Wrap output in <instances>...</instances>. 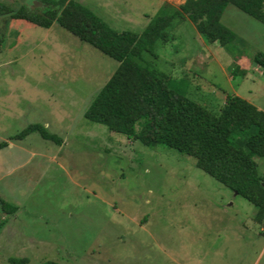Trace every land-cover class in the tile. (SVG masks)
<instances>
[{
  "label": "rangeland",
  "instance_id": "rangeland-1",
  "mask_svg": "<svg viewBox=\"0 0 264 264\" xmlns=\"http://www.w3.org/2000/svg\"><path fill=\"white\" fill-rule=\"evenodd\" d=\"M110 27L140 32L162 5L184 0H77ZM39 11L37 0H0ZM220 21L236 39L207 42L193 23L143 52L189 98L218 111L235 93L264 110V22L232 4ZM117 62L56 23L0 17V264H264L256 207L195 165V157L148 146L84 117ZM38 122L60 142L31 131ZM264 175V157H255Z\"/></svg>",
  "mask_w": 264,
  "mask_h": 264
},
{
  "label": "trees",
  "instance_id": "trees-1",
  "mask_svg": "<svg viewBox=\"0 0 264 264\" xmlns=\"http://www.w3.org/2000/svg\"><path fill=\"white\" fill-rule=\"evenodd\" d=\"M37 1L43 4L39 11L0 2V17L24 19L41 27L56 23L117 62L85 109V118L145 145L161 144L192 155L197 167L250 201L257 210L255 218L264 220V175L258 172L255 160L264 157V110L232 93L225 96L218 111H211L183 94L173 78L143 57V52L157 57V44L172 39L173 22L183 18L193 23L205 41L229 45L236 35L220 21L226 5L264 22V0H184L178 7L165 4L140 32L110 27L77 0ZM253 62L264 77V52H256ZM31 131L61 141L38 122L27 124L10 139ZM6 145L7 140H0V148ZM0 208L9 214L16 209L2 198ZM28 261L26 256L9 257L11 264ZM37 264L59 263L46 259Z\"/></svg>",
  "mask_w": 264,
  "mask_h": 264
},
{
  "label": "crops",
  "instance_id": "crops-1",
  "mask_svg": "<svg viewBox=\"0 0 264 264\" xmlns=\"http://www.w3.org/2000/svg\"><path fill=\"white\" fill-rule=\"evenodd\" d=\"M259 108V107H258Z\"/></svg>",
  "mask_w": 264,
  "mask_h": 264
}]
</instances>
